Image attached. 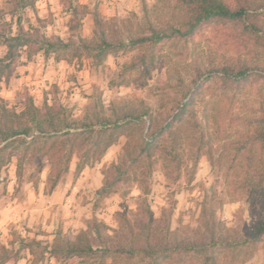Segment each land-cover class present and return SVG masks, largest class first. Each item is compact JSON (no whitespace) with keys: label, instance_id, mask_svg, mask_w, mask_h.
Masks as SVG:
<instances>
[{"label":"rangeland","instance_id":"rangeland-1","mask_svg":"<svg viewBox=\"0 0 264 264\" xmlns=\"http://www.w3.org/2000/svg\"><path fill=\"white\" fill-rule=\"evenodd\" d=\"M76 1L89 7L78 19L71 12V3ZM96 4L106 19L118 18L124 37L150 34L152 24L170 28L184 18L180 0H35L34 7L21 14L23 24L34 23L48 37L71 46L56 52L40 49L31 56L25 49L12 76L0 75V104L20 111L30 96L39 106L56 102L66 107L75 126L94 121L100 114L115 119L133 106L150 107L162 121L170 119L180 100L204 83L195 107L205 135L202 138L191 125L182 126L179 169L162 152L157 153L147 198L154 214L179 237L208 242L215 231L229 241L219 253L218 264H264V237L251 246L233 247L253 223L264 218V186L253 187L248 180L258 178L257 160L263 153L249 138L264 104V75L238 85L222 82L218 73L203 71L238 59L264 67V47L242 23L212 20L191 36L127 45L98 62L79 46L81 38L97 41ZM17 31L13 4L0 0V33ZM76 47H80V57L75 56ZM6 51L0 38V56ZM142 54H146L145 62L138 60ZM200 75L201 81L195 83ZM126 140L121 134L100 159L80 173H76V162L84 148H78L69 171L51 191L47 187L57 166L47 158L42 165L35 155L32 161L26 160L19 180L18 156L26 149L24 145L16 149L17 154L0 167V239L14 249L21 238L28 245L21 248L17 259L4 264H76L81 261L77 256L57 259L51 255L49 244L56 234L63 241L72 239L88 228L93 217L109 225L110 231L123 224L125 215L134 221L146 196L138 181L122 183L116 192L95 203L96 189L120 159ZM32 154L30 147L26 155ZM205 206L216 209L215 226L212 216L203 215ZM133 264L149 262L137 255ZM181 264L206 263L204 255L196 253Z\"/></svg>","mask_w":264,"mask_h":264},{"label":"trees","instance_id":"trees-1","mask_svg":"<svg viewBox=\"0 0 264 264\" xmlns=\"http://www.w3.org/2000/svg\"><path fill=\"white\" fill-rule=\"evenodd\" d=\"M13 12L16 13L18 31L7 35L0 33L1 40L6 44L7 51L0 56V75L10 78L16 63L27 49V55L40 49L58 51L67 49L70 43L58 38L48 37L40 27L34 23L25 26L22 13L35 5V0H10ZM184 18L170 28L150 25V34L123 36L122 27L117 26L118 18L106 19L96 4L93 10L96 25L97 41L81 38L79 46L87 51L98 62L110 52L127 45L151 44L174 35L191 36L205 23L212 20L237 22L244 25V29L264 47V2L258 0H180ZM74 19L89 12V7L80 2L71 3ZM120 21H124L123 19ZM79 47V48H80ZM54 48V49H53ZM76 47L75 56L81 52ZM57 58H64L57 55ZM138 60L145 62L146 54L138 56ZM150 62H154L151 57ZM137 61L132 64L136 65ZM207 74H219L224 83L242 84L254 75H264V67L247 59H238L236 63L224 66H211L203 70ZM202 75L195 80L201 81ZM204 83H200L196 90L184 96L177 106V111L170 119L159 120L148 106L129 107L115 119L100 114L94 121L81 122L75 126L67 116L64 105L45 101L42 106L29 97L24 108L20 111L0 104V167L15 154L21 145L26 153L19 154L17 176L21 180L26 160L32 161L37 155L42 162L47 158L57 166L50 175L47 190L51 191L59 180L69 171L72 159L78 148H84L76 162V173L100 159L121 134L127 140L123 146L120 159L110 167L101 187L96 189L95 203L116 192L122 183L138 181L146 194L143 205L140 206L134 221L126 215L123 224L117 229L104 221L93 217L88 228L81 230L74 238L65 241L56 237L49 244V251L57 259L79 257L76 264H133L135 257L141 255L148 259L149 264H181L193 254L204 255V263L218 264V256L223 248L229 246V241L222 236H216L213 231L210 241L184 239L171 231L170 226L154 214L147 195L151 190V177L157 153L162 152L175 168H180L182 156L180 151L183 137V125H191L200 132L203 138L195 107L196 96L202 91ZM166 120V121H165ZM143 123L145 125L143 126ZM142 126V127H141ZM140 133V135H139ZM249 140L257 144L263 153L258 157L256 171L258 178L248 179L253 187L264 186V104L261 105L256 122L252 125ZM33 147L34 155L28 157L27 151ZM203 215L212 216L215 226L216 209H203ZM264 237V218L253 223L245 236L233 247L251 246L256 240ZM28 245L25 239L18 241V248L14 249L0 240V264L11 259H17L22 247Z\"/></svg>","mask_w":264,"mask_h":264},{"label":"crops","instance_id":"crops-1","mask_svg":"<svg viewBox=\"0 0 264 264\" xmlns=\"http://www.w3.org/2000/svg\"><path fill=\"white\" fill-rule=\"evenodd\" d=\"M27 212V211H26ZM25 213V212H24ZM4 236V235H3ZM1 240V239H0ZM2 241V240H1ZM2 242H4V241H2ZM5 243V242H4ZM5 244H7V243H5ZM8 245V244H7ZM9 246V245H8ZM11 260H13V259H11ZM10 261V260H9ZM8 262V261H7Z\"/></svg>","mask_w":264,"mask_h":264}]
</instances>
